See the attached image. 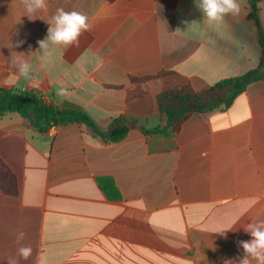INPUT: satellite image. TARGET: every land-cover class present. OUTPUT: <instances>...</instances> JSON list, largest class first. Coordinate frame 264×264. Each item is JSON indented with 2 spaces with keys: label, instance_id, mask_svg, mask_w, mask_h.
I'll list each match as a JSON object with an SVG mask.
<instances>
[{
  "label": "crops",
  "instance_id": "1",
  "mask_svg": "<svg viewBox=\"0 0 264 264\" xmlns=\"http://www.w3.org/2000/svg\"><path fill=\"white\" fill-rule=\"evenodd\" d=\"M198 2L47 0L28 17L19 0H0V88L80 110L103 131L119 116L153 129L166 120L161 92L200 91L260 61L247 0H238V16L211 25ZM58 8L84 13L91 30L79 46L50 45L41 67L38 42ZM257 19L264 32V0ZM12 51L32 64L31 79L11 67ZM61 87L66 96L56 94ZM0 159L17 184L15 195L0 189V264H36L38 256L47 264H239L238 242L251 239L245 228L264 221V80L225 109L191 115L173 137L133 129L105 142L77 124L37 133L8 113ZM103 177L118 198L99 187ZM21 246L33 250L26 261Z\"/></svg>",
  "mask_w": 264,
  "mask_h": 264
},
{
  "label": "trees",
  "instance_id": "2",
  "mask_svg": "<svg viewBox=\"0 0 264 264\" xmlns=\"http://www.w3.org/2000/svg\"><path fill=\"white\" fill-rule=\"evenodd\" d=\"M249 17L258 27V41L261 58L256 68L246 73L218 81L213 86L194 91L189 85L177 86L161 92L157 97L158 111L165 116V123L146 130L136 121L124 116L114 118L106 130H101L84 112L58 107L45 103L40 96L30 91H18L0 88V116L8 113L20 115L28 127L37 133H45L49 127L67 124L85 126L90 133L105 142H118L125 138L130 130L138 129L145 134H161L165 137L176 136L183 123L193 114H203L222 110L230 106L233 100L251 83L264 80V32L257 19L258 3L261 0H247ZM99 187L109 197H119L113 181L108 177L97 180ZM0 189L8 194L17 192L16 178L0 159Z\"/></svg>",
  "mask_w": 264,
  "mask_h": 264
},
{
  "label": "clouds",
  "instance_id": "3",
  "mask_svg": "<svg viewBox=\"0 0 264 264\" xmlns=\"http://www.w3.org/2000/svg\"><path fill=\"white\" fill-rule=\"evenodd\" d=\"M28 17L34 13L47 8V0H19ZM197 8L202 12L203 18L211 25L223 21L226 15L238 16L241 12V5L238 0H199ZM47 37L39 41V48L42 50L40 56L41 67L49 61L50 52L49 46H63L65 48L71 46H79V38L84 32L91 30V25L88 22V17L75 10L65 11L63 8H58L50 20ZM23 41L17 42L15 45L10 43L9 49L19 47ZM15 51L11 52V67L15 68L18 77H23L25 80L31 79L33 72L32 64L19 56ZM58 96H66L67 89L61 87L56 93ZM233 227V226H232ZM229 227L218 231L217 233L224 234L226 230L232 229ZM245 231L250 234L251 239L247 241H239L238 247L244 251V256L239 259V264H251L255 261L256 264H264V221L250 223L245 228ZM24 232H19L17 240H23ZM32 248L30 246H21L17 250V255L23 260H28L32 256ZM7 264H19V260L14 257L7 259ZM36 264H47L44 256H38ZM225 264H234L233 261H225Z\"/></svg>",
  "mask_w": 264,
  "mask_h": 264
},
{
  "label": "built area",
  "instance_id": "4",
  "mask_svg": "<svg viewBox=\"0 0 264 264\" xmlns=\"http://www.w3.org/2000/svg\"><path fill=\"white\" fill-rule=\"evenodd\" d=\"M56 127H57V126L52 125L51 127H49V129H48L47 132H49V133L54 132Z\"/></svg>",
  "mask_w": 264,
  "mask_h": 264
}]
</instances>
